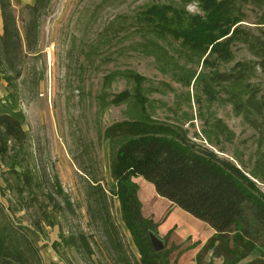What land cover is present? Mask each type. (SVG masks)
Returning a JSON list of instances; mask_svg holds the SVG:
<instances>
[{"label":"rangeland","instance_id":"obj_1","mask_svg":"<svg viewBox=\"0 0 264 264\" xmlns=\"http://www.w3.org/2000/svg\"><path fill=\"white\" fill-rule=\"evenodd\" d=\"M10 1L25 52L24 4ZM150 4H173L201 13L197 0H50L39 17L36 49L22 54L20 76L9 83L4 76L10 73L0 72V102L15 99L25 131L21 145L8 143L7 152H0V221L9 220L27 240L24 261L0 259V264H144L119 198L113 195L117 185L110 166L123 136L111 142L104 137L107 126L142 117L133 97L132 73L144 78L142 93L151 118L181 127L189 140L247 176L257 150L264 151V116L251 126L233 111L221 85H213L209 92L202 80L192 77L229 71L237 61L253 63L256 58L246 45L235 39L229 61L213 55L209 60L214 65L205 64L200 52L139 20ZM240 11L241 29L251 34L264 29V0H246ZM248 82L264 99V73L258 67ZM123 90L132 96L112 104ZM214 119L233 132L231 141L213 131L215 145L206 142L202 130ZM12 162L17 163L16 171L24 167L31 172V186L19 183ZM95 179L105 197L88 188ZM252 180L264 194V182ZM131 181L138 186L141 215L153 221L159 236L171 231L166 247L158 252L165 264H230L234 253L243 252L233 229L205 249L214 234L211 227L158 196L142 177ZM71 237L79 244L80 238L85 241L77 247ZM254 263L264 264V254L253 250L236 264Z\"/></svg>","mask_w":264,"mask_h":264},{"label":"trees","instance_id":"obj_2","mask_svg":"<svg viewBox=\"0 0 264 264\" xmlns=\"http://www.w3.org/2000/svg\"><path fill=\"white\" fill-rule=\"evenodd\" d=\"M49 1L33 0V3L22 7L25 12L24 52L11 1L0 0V67H3L0 72L4 75L6 72L10 73L4 76L9 83L20 76L21 70L18 66L22 54L26 55L36 49L39 17ZM245 1L197 0L201 13H190L185 8H178L173 4H150L140 12L139 20L153 24L160 34L171 35L180 40L181 44L200 52L205 56L203 63L211 66L215 63L214 60H209L211 56L229 61L232 58L231 43L235 39L242 41L256 58L253 63L237 61L229 71H214L208 76L198 73L192 77L194 81L202 80L204 88L209 92L213 90V85H221L225 99L231 104L233 111L241 115L248 124L256 127L257 117L264 116V99L258 97V90L248 82V77L254 67L264 73V29H260L257 34H251L240 28V5ZM130 75L135 82L133 97L142 117L117 121L107 126L104 137L111 142L117 135L123 136L113 153L110 166L117 185L113 195L119 198L126 225L142 250L144 264H165V260L163 262L159 253L154 252L148 240L147 231H157L153 221L141 215L137 198L138 186L131 181V178L136 176L151 183L158 196L167 199L172 205L203 221L214 230L213 237L205 249L213 248L215 240L233 229L243 252L234 253L230 264H236L253 250L259 251L262 256L264 194L259 192L252 179L264 182V151L257 150L247 176L232 162L189 140L181 127L166 125L151 118L146 112V101L142 93L144 78L137 73ZM131 96L127 90L120 91L113 97L112 104L118 105ZM14 100L9 104L0 102L2 153L7 152L8 143L19 146L25 139V131L22 128L24 115L15 109ZM213 131L223 135L226 141H231L234 137L233 132L220 119H214L208 129L202 130L204 139L211 146L215 145L211 136ZM11 165L19 183L31 186V172L22 166L21 171H16V162ZM99 182L98 179L90 180L88 188L105 197V191ZM17 187L21 189V186ZM58 193H61V190ZM55 206L61 208L58 202H55ZM1 216L4 217L3 212ZM170 233L169 230L163 237L164 240ZM26 241L24 234L18 232L9 220L1 219L0 259L24 261L23 244L25 245ZM79 241L80 244L76 238L71 237L70 243L79 247L85 239L80 238Z\"/></svg>","mask_w":264,"mask_h":264},{"label":"water","instance_id":"obj_3","mask_svg":"<svg viewBox=\"0 0 264 264\" xmlns=\"http://www.w3.org/2000/svg\"><path fill=\"white\" fill-rule=\"evenodd\" d=\"M148 240L151 244V247L155 252H159L166 247V242L163 237L159 236L152 230L147 231Z\"/></svg>","mask_w":264,"mask_h":264},{"label":"crops","instance_id":"obj_4","mask_svg":"<svg viewBox=\"0 0 264 264\" xmlns=\"http://www.w3.org/2000/svg\"><path fill=\"white\" fill-rule=\"evenodd\" d=\"M16 1H22L24 5H25V4H30V3H28V2H25L26 0H16ZM0 16H1V14H0ZM166 200H167V199H166ZM171 204H172V203H171Z\"/></svg>","mask_w":264,"mask_h":264}]
</instances>
